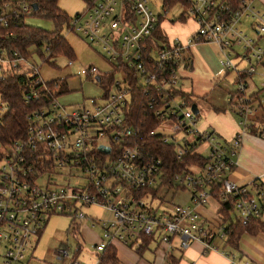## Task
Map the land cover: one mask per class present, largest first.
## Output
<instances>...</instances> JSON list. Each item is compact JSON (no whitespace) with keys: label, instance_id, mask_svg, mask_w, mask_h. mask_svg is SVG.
<instances>
[{"label":"built area","instance_id":"2783aa9c","mask_svg":"<svg viewBox=\"0 0 264 264\" xmlns=\"http://www.w3.org/2000/svg\"><path fill=\"white\" fill-rule=\"evenodd\" d=\"M176 1L183 6L177 19L196 23L186 44L154 36L159 13L148 0H85V8L71 16L69 26L100 47L120 78L112 81V89L99 103L94 99L90 106L71 111L54 97L57 83L41 81L34 69L21 70L25 56L0 45V80L8 70L28 71L35 80L26 99L42 102L27 117L23 137L0 144V264L25 260L50 214H71L70 227L74 228L75 218L84 219L81 209L90 204L113 214L112 220H92L90 224L91 229L101 227L97 252L114 240L129 246L137 243L139 248L143 237L148 236H156L166 245L165 257L173 252V241L180 251L194 242H200L204 252L218 250L214 240L226 239L227 225H207L200 218V208L213 197L211 190L215 188L221 198L234 197L233 212L240 225L262 217L264 184L239 186L229 174L236 165L243 137L252 134L264 139V13L254 7L253 0H238L237 6L234 0ZM33 3L0 0V30L11 32L12 27L25 23V17L34 10ZM161 9L166 12L162 3ZM5 37L0 35V41ZM196 42L216 44L225 56L221 65L237 74L238 88L229 103L237 116L238 130L231 139L221 140L213 130H200L192 103L180 92L182 73L191 69L185 52ZM232 51L243 63L240 68L230 60ZM48 53L49 47L44 46L43 59ZM72 64L69 59L68 65ZM257 73L260 85L251 89V81L245 77ZM85 74L102 75L94 66ZM137 87L147 99L148 110L158 119L148 136L159 134L163 143L175 144L179 156L191 146H195L192 153L202 154L197 151L200 146L208 152L202 154L208 158L205 167L190 165L185 174L174 175V181L190 190L189 202L173 204L161 212L142 201L150 194L153 199L168 185L162 183L161 158L142 144L141 129L130 119ZM4 109L6 112L7 103L0 98V118ZM101 146L108 147L109 152H103ZM42 177L48 178L45 184L39 182ZM55 252L57 260L69 256L64 243ZM71 264L81 263L72 260ZM228 264H237L234 254Z\"/></svg>","mask_w":264,"mask_h":264},{"label":"rangeland","instance_id":"374dc122","mask_svg":"<svg viewBox=\"0 0 264 264\" xmlns=\"http://www.w3.org/2000/svg\"><path fill=\"white\" fill-rule=\"evenodd\" d=\"M150 7L156 12L161 13L163 16L161 26L163 27L165 22H176L182 24V20H178L177 16L183 10L181 4H176L170 10L163 12L161 9L162 0H148ZM58 7L66 12L68 15L81 12L86 5L85 0H57ZM257 9L256 2L253 4ZM262 9V8H261ZM260 9V10H261ZM264 10V9H263ZM262 10V11H263ZM25 23L33 27H39L45 30H52L54 28L53 22L38 15H27L25 17ZM171 32L166 29L168 33L176 34L175 28L170 29ZM66 40L73 48L74 59L72 65H68L66 56L59 55L56 57H49L48 61H45L43 57L39 55L34 46L29 48L31 54L27 55L25 60L20 62L21 70L34 69L38 75V78L43 82L55 81L58 83L57 91L62 92L57 96V102L64 106L68 111L81 106H90L95 99L98 103L101 101V97L105 94L106 88L102 86L100 82L95 80L96 75L86 76L85 70L89 67H96L98 72L113 74V80L120 78L118 71L114 69V66L107 61L102 54L100 47L90 43L85 38H82L72 30L64 31ZM200 48H195V53L198 55L201 53L207 56L209 59V67L212 77L216 78L217 88L214 91L213 98H216V102L220 100L229 105L227 99L230 91L234 92L238 88V84L235 82L234 70H226L221 65L220 60L224 59V54L219 50L218 46L210 42H201ZM44 46H42V49ZM236 52H241L240 48L235 49ZM230 60L237 67L240 68L243 63L239 61L238 56L232 51ZM260 71V68H257ZM228 72V73H227ZM236 78V77H235ZM234 79V80H233ZM249 80L250 88L254 89L260 85L261 76L253 74L245 77ZM112 80V81H113ZM234 81V82H233ZM112 89V83L108 87ZM232 95V94H231ZM213 98H207L210 103L214 102ZM215 103V102H214ZM6 109L1 111V114ZM232 115L237 118L233 110H230ZM204 120L203 116H200L197 122L199 127L200 122ZM167 133V129L165 130ZM170 135V133H168ZM182 133H179L178 138ZM192 135H188V138L193 139ZM198 152L207 155L203 146L198 147ZM85 176V175H84ZM47 177H42L39 182L45 184ZM52 176L49 180H52ZM160 194H164L161 198ZM173 194V196H172ZM152 194L144 196L142 201L146 206L151 205L155 207L159 212L165 209H171L173 204L181 203L184 199L190 197V190L173 188L170 186L162 187L159 192L151 199ZM172 196V197H171ZM81 211L84 213L85 218L78 220L75 218L73 222V229L70 227L72 221L71 214H50L46 220L45 226L42 232L37 237V241L33 248H30L25 256V260L20 264H71L72 260L80 262L81 264H97L99 253L95 250V245L100 243L101 240V227L97 225L95 229H91L92 220L98 222L103 220H112L113 214L96 204H90L84 206ZM235 215L233 214L232 218ZM216 222V220H214ZM64 243L69 248V256L64 257L63 260L55 259V250ZM106 243V242H105ZM116 246L117 256L120 264H169L165 260V244L160 242L159 239L154 236L141 252L136 250L137 243L133 246L125 245L122 242L114 240L112 242ZM176 241H173L174 252H180L176 248ZM214 245L218 246L222 251H234L239 257L240 247L232 248L229 245H225L224 241L217 239L214 241ZM245 248V247H244ZM215 264H220L218 261Z\"/></svg>","mask_w":264,"mask_h":264},{"label":"trees","instance_id":"16d2710c","mask_svg":"<svg viewBox=\"0 0 264 264\" xmlns=\"http://www.w3.org/2000/svg\"><path fill=\"white\" fill-rule=\"evenodd\" d=\"M37 4V9L31 12V15H38L53 22L54 28L52 30H45L39 27H33L26 23H21L17 27H12V31L0 30V35H6L4 40L0 41L1 47L4 46L8 49H16L25 57L31 52L29 48L34 46L36 52L41 57L42 46L49 47V53L45 61L49 60V57H56L59 55L66 56L73 60L74 53L70 43L66 40L64 31L71 30L69 21L71 16L58 7L57 0H32ZM176 0H162L163 9L165 11L170 10L175 4ZM235 6H237L238 0H234ZM163 16L158 14L159 24L161 23ZM179 20H184L182 17ZM159 24L154 36L164 41ZM8 33H11L9 35ZM35 77H32L28 71L15 72L8 70L5 73V77L0 80V98L7 103V111L0 118V144H7L16 139H20L24 136L25 130L28 124L27 117L33 113L41 104L40 101L27 100V94L29 87ZM113 74L103 73L100 76V84L105 86L106 91L112 83ZM53 85L57 82H47ZM58 86V83H57ZM182 94H185L190 102L194 101L190 95L180 90ZM59 90L55 92L54 97L61 94ZM133 102L131 109L129 110L130 119L135 127L140 128V141L145 147L152 149L154 154L161 158L163 165L164 175L162 177V183L170 187L185 189V184L174 181V175L176 173L185 174L188 171L190 165H198L205 167L208 163V158L202 154L192 153L195 146H191L187 152L180 155L177 152V146L171 142L163 143L161 136L156 134L154 136H148L147 133L153 130L158 123V119L153 116L151 111L146 106L147 99L143 96L139 87L133 91ZM197 115V114H196ZM262 126L264 130V120H262ZM256 182V181H255ZM212 196L217 199L221 205L218 210L219 218L222 222H227V238L225 243L237 247L238 241L243 233L255 235L264 232V220L255 217L252 218L247 225H240L236 221L235 217L232 218L234 197L231 195L221 198L218 189L211 190ZM143 194L140 193V195ZM235 215V214H234ZM75 229V228H73ZM152 236L143 237L142 243L139 248H136L138 252H141L148 243L152 240ZM173 256H166V259L171 264H176ZM97 264H120L117 256L116 246L112 243H107L103 251L99 253Z\"/></svg>","mask_w":264,"mask_h":264},{"label":"crops","instance_id":"0c3cea01","mask_svg":"<svg viewBox=\"0 0 264 264\" xmlns=\"http://www.w3.org/2000/svg\"><path fill=\"white\" fill-rule=\"evenodd\" d=\"M254 2L257 3L259 9L254 7L264 13V0H253V4ZM161 23L159 29L164 35V38L168 40H178L184 44L187 43L189 36L196 29V23L192 20H183L182 24L165 22L163 27ZM172 28H175L176 34H171L166 31V29H168V31L171 32L170 29ZM201 46V42H196L186 49L185 58L191 61V69L182 73L180 89L188 93L196 104L198 109L197 122L200 116L204 117V120L200 122L198 128L200 130H213L218 135L219 139L228 140L231 139L238 130L237 118L230 112L232 109L229 99L233 92L230 91V93H228L229 97L227 102L229 105L226 106V103L222 100L219 102L215 101L216 98H213V94L218 83H216V78L211 75L212 72L209 67V59L201 53L198 55L195 53V48L197 49ZM235 77H237V74L234 75L236 82ZM207 98H213L215 103L213 101L209 103ZM229 178L239 186L251 187L252 183L255 181L256 183L264 184V139L252 134H246L243 137L242 144L236 157V165L230 172ZM186 202H189V197L184 199L181 203ZM220 207L219 201L211 197L208 202L200 208L201 220L207 225H218L222 223L218 214ZM260 218L264 220V213ZM214 220H216V222ZM224 223L227 224L228 221ZM223 241L225 245H229L225 243V240ZM229 246L237 249L240 247L241 255L238 257L234 251H222L220 248L215 251L210 250L204 252L200 242L192 243L183 251H173L171 255L176 264H189L190 262H195L196 264H215L217 261L220 264H228L231 254H234L237 264H243L246 260H248L250 264H264V232L255 235L243 233L238 241L237 247L232 245ZM165 260L167 261L166 257ZM168 263L171 264L170 262Z\"/></svg>","mask_w":264,"mask_h":264},{"label":"water","instance_id":"95a60500","mask_svg":"<svg viewBox=\"0 0 264 264\" xmlns=\"http://www.w3.org/2000/svg\"><path fill=\"white\" fill-rule=\"evenodd\" d=\"M33 9H34V10L37 9V4H36V3H33ZM95 79H96V80H99L100 78H99V76H96ZM191 108H192V111H193L195 114L198 113V109H197V106H196L195 103L192 104ZM101 148H102L103 152H106V153L109 152V148H108V147H102V146H101Z\"/></svg>","mask_w":264,"mask_h":264}]
</instances>
